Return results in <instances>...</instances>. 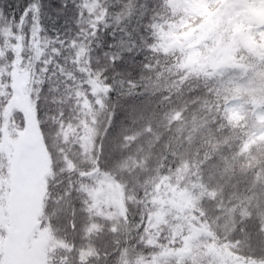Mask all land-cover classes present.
<instances>
[{
    "label": "trees",
    "instance_id": "16d2710c",
    "mask_svg": "<svg viewBox=\"0 0 264 264\" xmlns=\"http://www.w3.org/2000/svg\"><path fill=\"white\" fill-rule=\"evenodd\" d=\"M27 110L43 264H264V0H0V264Z\"/></svg>",
    "mask_w": 264,
    "mask_h": 264
},
{
    "label": "rangeland",
    "instance_id": "374dc122",
    "mask_svg": "<svg viewBox=\"0 0 264 264\" xmlns=\"http://www.w3.org/2000/svg\"><path fill=\"white\" fill-rule=\"evenodd\" d=\"M188 36L187 32L183 35L184 38ZM20 84L21 80H18L17 85ZM237 109L238 105L232 103L231 116H236ZM29 131L37 135L33 120L27 110L26 128L21 136L20 145L14 152L11 167V202L8 215L10 234L6 240L7 264H43L42 237L32 235L28 241H25L36 220L42 191L41 179L46 166L45 153L40 142L34 148H27L22 143L24 135ZM97 192L100 191L97 190ZM102 196L106 201L115 202L116 187L112 184L108 185Z\"/></svg>",
    "mask_w": 264,
    "mask_h": 264
},
{
    "label": "water",
    "instance_id": "95a60500",
    "mask_svg": "<svg viewBox=\"0 0 264 264\" xmlns=\"http://www.w3.org/2000/svg\"><path fill=\"white\" fill-rule=\"evenodd\" d=\"M38 137L32 134L31 132L27 133L23 139V143L25 146L29 148H33L37 145ZM37 225L34 226L33 230L36 228ZM31 234V233H30ZM30 235H28L29 237Z\"/></svg>",
    "mask_w": 264,
    "mask_h": 264
},
{
    "label": "snow or ice",
    "instance_id": "6c2138e0",
    "mask_svg": "<svg viewBox=\"0 0 264 264\" xmlns=\"http://www.w3.org/2000/svg\"><path fill=\"white\" fill-rule=\"evenodd\" d=\"M27 14V9L25 10V13H22V17L26 16Z\"/></svg>",
    "mask_w": 264,
    "mask_h": 264
}]
</instances>
